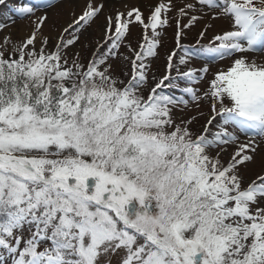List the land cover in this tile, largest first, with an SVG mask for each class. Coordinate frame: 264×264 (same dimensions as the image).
<instances>
[{
  "label": "snow or ice",
  "instance_id": "snow-or-ice-1",
  "mask_svg": "<svg viewBox=\"0 0 264 264\" xmlns=\"http://www.w3.org/2000/svg\"><path fill=\"white\" fill-rule=\"evenodd\" d=\"M59 2L17 0L11 11L34 17L31 30L0 43V264H264V168L241 171L264 142V59L248 55L264 57V0L109 13L86 64L72 48L104 5L88 0L45 35ZM174 9L177 48L185 29L210 22L158 76L151 59ZM216 20L225 27L201 44ZM134 23L137 48L126 43Z\"/></svg>",
  "mask_w": 264,
  "mask_h": 264
},
{
  "label": "rangeland",
  "instance_id": "rangeland-1",
  "mask_svg": "<svg viewBox=\"0 0 264 264\" xmlns=\"http://www.w3.org/2000/svg\"><path fill=\"white\" fill-rule=\"evenodd\" d=\"M17 0H6V4L0 6V24L6 25L3 29H0V43H3V37L11 36L14 41H18L24 37L25 33L30 32L32 24L31 21L34 17H26L20 18L16 16L11 9L16 4ZM31 2V0H29ZM159 0H93V3L96 5L103 4L104 8L100 14L90 23V26H85L80 29L78 35L80 37L78 43L75 44L74 48H72L73 52L78 51L82 58L83 63H87L88 59L91 57L92 52L96 49L97 41L103 40V30L106 24V17L109 13L113 16L117 12L126 13L130 8L137 7L143 13L144 17L149 15L150 9L149 5H154L158 3ZM167 2V0H165ZM184 0H173V3L177 6H182ZM188 2H192V0H188ZM88 0H60L56 6L48 10V20L43 27V33L45 35H58V30L61 29V26H66L67 23H70L73 19V15L79 16L84 8L86 7ZM199 7V6H198ZM205 12L208 11L207 8L204 9ZM42 13L38 12L37 15H41ZM196 15H202L201 12L195 13ZM211 15V13H209ZM170 17V27H167L162 36L163 46L159 48V56L151 59V65L153 71L157 73V75H161L164 71V65L166 64V54L173 49L176 50L175 59L178 61L179 56L183 55L186 48L194 49L198 47L196 45V40L198 39L199 32L204 30V27L207 23H209V16H203L202 19L198 20L194 26L190 29H185L184 37L181 40L182 47L177 48L175 42V17L176 10L174 9L171 13H169ZM187 17L181 18V23H187ZM14 21V22H13ZM213 24V28L209 29L207 32V38L201 41V44H207L208 40L211 38L214 32L218 31L222 27H225V22L223 20L211 21ZM142 36V29L138 24L131 25L130 33L127 35L126 43L130 42L132 47L137 48L139 45V41ZM54 43V42H52ZM188 46V47H186ZM39 47V45H37ZM51 47V43L49 45ZM108 45L105 44L101 51H106ZM121 52H127V49L123 46L120 49ZM249 58L256 57L259 61L260 59H264L257 53H249ZM115 67L122 68V64L119 60L112 62ZM205 61L199 59H192L190 61V66L192 67H202ZM228 61H221L216 64L210 65L213 71L221 66H226ZM130 69V65H129ZM201 87L203 85H200ZM201 110L204 111L205 117L208 114V108L206 105H201ZM196 109L193 106L192 110L187 113V115H195ZM204 122V118H200L196 123L192 125L193 130H197L200 128L201 124ZM244 137H241V142H243ZM234 150V146L228 148V152L231 153ZM223 159L227 160L228 156H224ZM264 168V142L261 143L260 149H258L254 162L251 164H247L241 171L246 176H254L256 173H259L261 169ZM102 264H115L116 257H102Z\"/></svg>",
  "mask_w": 264,
  "mask_h": 264
}]
</instances>
